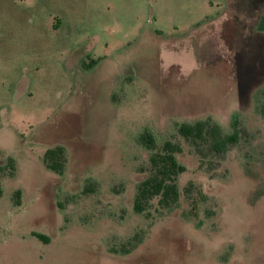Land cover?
<instances>
[{
	"label": "rangeland",
	"instance_id": "1",
	"mask_svg": "<svg viewBox=\"0 0 264 264\" xmlns=\"http://www.w3.org/2000/svg\"><path fill=\"white\" fill-rule=\"evenodd\" d=\"M263 13V0H0V165L16 161L0 171V264H264ZM206 119L248 134L203 166L177 125ZM146 130L158 150L180 142L186 167L178 204L147 214ZM57 145L62 173L44 162Z\"/></svg>",
	"mask_w": 264,
	"mask_h": 264
},
{
	"label": "trees",
	"instance_id": "2",
	"mask_svg": "<svg viewBox=\"0 0 264 264\" xmlns=\"http://www.w3.org/2000/svg\"><path fill=\"white\" fill-rule=\"evenodd\" d=\"M257 29L264 32V13L260 16L257 23ZM96 63V61H95ZM264 114V104L261 108ZM240 122L236 121V130L232 134L224 132L223 128L212 119L198 120L193 123L178 124V132L187 142H189L200 156L202 165L204 166L207 155H214L220 158L232 147L239 143L243 132L248 134V130L239 128ZM242 133V135H241ZM142 141L150 151L148 176L144 178L137 186L134 209L139 213H146L155 198L158 199V205L161 208L172 209L180 199V190L178 178L186 167L179 161L177 154L183 151L182 144L178 141L168 139L164 142L163 147L158 150L154 135L146 130L142 134ZM67 150L62 145L49 148L44 153V162L46 166L58 173L65 170L67 164ZM220 163L217 161L216 164ZM0 171L8 172L14 175L16 172V161L9 156L5 165H0ZM186 195L191 196L194 192L203 199L206 198L204 191L195 184L190 183L185 189ZM2 188L0 187V195ZM21 191L15 192V203L21 205ZM205 200V199H204ZM45 242L50 239L48 236L35 233ZM131 249H125L129 252Z\"/></svg>",
	"mask_w": 264,
	"mask_h": 264
},
{
	"label": "crops",
	"instance_id": "3",
	"mask_svg": "<svg viewBox=\"0 0 264 264\" xmlns=\"http://www.w3.org/2000/svg\"><path fill=\"white\" fill-rule=\"evenodd\" d=\"M263 1H264V0H263ZM249 5H250V7L252 8V5H251V3H249ZM259 18H260V17H259ZM259 18H258L257 22L259 21ZM241 63H242V62H241ZM241 63H240V64H241ZM245 66H246V65H245Z\"/></svg>",
	"mask_w": 264,
	"mask_h": 264
}]
</instances>
